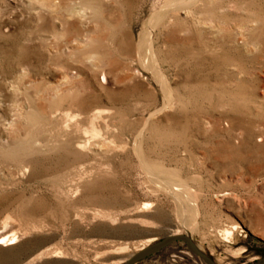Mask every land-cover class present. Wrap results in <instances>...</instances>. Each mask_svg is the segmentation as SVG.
Instances as JSON below:
<instances>
[{"label":"rangeland","instance_id":"obj_1","mask_svg":"<svg viewBox=\"0 0 264 264\" xmlns=\"http://www.w3.org/2000/svg\"><path fill=\"white\" fill-rule=\"evenodd\" d=\"M88 1L0 0V234L16 235L0 264H123L140 243L184 234L190 213L166 180L190 193L204 253L255 264L264 0L181 4L156 25L169 0ZM135 264L205 262L176 241Z\"/></svg>","mask_w":264,"mask_h":264},{"label":"bare ground","instance_id":"obj_2","mask_svg":"<svg viewBox=\"0 0 264 264\" xmlns=\"http://www.w3.org/2000/svg\"><path fill=\"white\" fill-rule=\"evenodd\" d=\"M198 1H202V0H169V1H165L163 3V5L160 7V9L158 11H154L153 13V16H152V19H153V23L154 25H156L157 23H159L160 21H163V19H165V16H166V13L169 12V11H172L173 9H176L175 6L177 5H181L182 6H187L189 4H195L196 2ZM208 1H214V0H208ZM203 2V1H202ZM201 2V3H202ZM88 3L90 4L91 3V0L88 1ZM200 3V4H201ZM204 4V3H203ZM174 7V8H173ZM173 12V11H172ZM152 37H150V35L148 34V36L146 37L145 39V49H146V54L149 56L150 58V65L152 66L151 68H153V70L155 71V73L159 74L160 78L162 79L163 76H161V73H160V70L158 68V64H157V59H156V56H155V51L153 50V44H152ZM148 63V62H147ZM148 63V64H149ZM149 65V66H150ZM101 80L103 82L106 81V78H105V75L102 73L101 75ZM67 113V112H66ZM100 113L99 111H95L93 113V115L95 114H98ZM65 116L67 117L68 114H65ZM73 117V116H72ZM72 119V118H71ZM139 133V132H138ZM137 133V134H138ZM140 136V135H139ZM138 137V136H137ZM82 145V144H80ZM140 150V149H139ZM144 156V155H143ZM142 162V160H141ZM144 162V169L145 171L147 172H158L159 169L157 167L156 164H154L153 162H149L147 160H143ZM143 165V164H142ZM166 187L171 191L170 193L173 194L176 199L179 201V204L181 206H184V207H187L188 209V212L190 213V218H191V221L189 222V225L188 227L186 228L187 231H185L184 235H186V237L188 238V240L191 242V244L198 250L204 252L201 248V246L195 242L193 236H192V231L194 230V220L192 221V218L194 215H196L197 213V207L194 203H192V199H190V193L183 187L182 184H179V183H175L174 181H168L166 180ZM182 186V187H181ZM147 204V203H146ZM224 235L228 236L230 235V231L227 230V229H224ZM173 234H182V233H179L178 231L174 232ZM232 234V233H231ZM16 235L14 233H12L11 235L7 236V234H3L1 233L0 234V245L2 246H7V245H10L12 243H14L16 240ZM149 240H147V242H143V243H140L138 246H135L134 247V251L132 252H129L127 255L129 258L132 254H134L135 252H137L138 250H140L141 248L149 245ZM127 246H121V247H117L116 249L113 250V253H119L120 251H124L126 250ZM110 250V249H109ZM127 251V250H126ZM40 256H42V253L38 254ZM51 257H59V255H57V251L52 253L50 255ZM123 259V258H122ZM118 262H122V260H116V261H113L109 264H115V263H118Z\"/></svg>","mask_w":264,"mask_h":264},{"label":"water","instance_id":"obj_3","mask_svg":"<svg viewBox=\"0 0 264 264\" xmlns=\"http://www.w3.org/2000/svg\"><path fill=\"white\" fill-rule=\"evenodd\" d=\"M183 242L187 248V250L194 256L201 259L205 264H216L215 261L206 253L196 249L191 242L188 240L186 235L184 234H169L163 237L162 239L158 240L157 242H154L152 244H149L134 254H132L129 258H127L123 264H135L140 259L144 258L145 256H148L150 254H154L158 252L159 250L167 247L173 242ZM255 264H264V258L258 259Z\"/></svg>","mask_w":264,"mask_h":264}]
</instances>
